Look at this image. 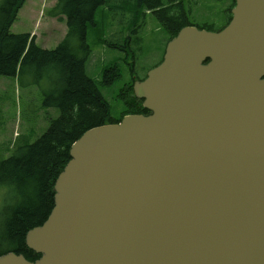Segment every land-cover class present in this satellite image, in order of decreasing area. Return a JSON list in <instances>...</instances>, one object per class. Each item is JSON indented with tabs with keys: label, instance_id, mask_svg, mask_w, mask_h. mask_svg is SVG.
Instances as JSON below:
<instances>
[{
	"label": "water",
	"instance_id": "obj_1",
	"mask_svg": "<svg viewBox=\"0 0 264 264\" xmlns=\"http://www.w3.org/2000/svg\"><path fill=\"white\" fill-rule=\"evenodd\" d=\"M235 3L223 30L183 28L135 82L149 115L73 145L26 236L41 258L0 264H264V0Z\"/></svg>",
	"mask_w": 264,
	"mask_h": 264
},
{
	"label": "trees",
	"instance_id": "obj_2",
	"mask_svg": "<svg viewBox=\"0 0 264 264\" xmlns=\"http://www.w3.org/2000/svg\"><path fill=\"white\" fill-rule=\"evenodd\" d=\"M26 0H3L0 4V77H16L24 86H35L49 71L56 72L53 93H47L43 105L56 108L60 115L51 121L49 129L33 144L15 149L7 159L1 162L0 182L10 186L23 184L34 194L22 196L16 204L12 217L5 225L9 246L0 256L14 253L34 263L40 255L29 250L26 235L29 230L40 227L48 219L54 208V187L57 178L70 162L73 145L88 131L108 124H118L125 116L147 115L142 102L134 95V83L143 81L131 69L126 79L119 64L105 69L100 86L86 71L87 62L92 55L88 44V31L92 24L96 27L95 16L99 9L110 0H57L49 16L63 22L67 28L66 37L55 49L46 50L36 44L29 34H14L11 26ZM229 3L226 22L223 27L212 24L198 27L191 21L192 10L187 9L183 0H135L130 7L132 19L130 28L135 27L143 18V11L152 14L166 31L168 42L189 26H196L211 32H219L232 18L235 0H214ZM123 4V3H122ZM133 11V12H132ZM145 15V14H144ZM113 34V41L101 40L103 47L124 51ZM116 40V41H114ZM31 79L26 82L27 78ZM120 85L117 101L122 106L119 119L112 117V107L103 94V90ZM21 198V197H20Z\"/></svg>",
	"mask_w": 264,
	"mask_h": 264
},
{
	"label": "rangeland",
	"instance_id": "obj_3",
	"mask_svg": "<svg viewBox=\"0 0 264 264\" xmlns=\"http://www.w3.org/2000/svg\"><path fill=\"white\" fill-rule=\"evenodd\" d=\"M2 1L0 0V4ZM183 1L186 8L192 10L193 24L198 27L212 24L217 29L224 26L225 10L229 3L214 0ZM56 2L57 0H26L11 31L15 34H29L43 49H55L66 35V25L49 16V10ZM134 4L135 0H110L97 12L96 27L93 28L90 24L88 44L91 46L92 55L87 62L86 71L99 87L105 69L115 63L123 69L128 81L131 69L136 76L143 77L163 59L164 44L168 37L166 31L146 11H143L140 22L130 28V7ZM115 33L118 34L116 39L121 46L126 38H130L126 39L127 48L124 51L101 45V40L113 41ZM49 72L50 75L45 73L35 86H24L16 77H0V177L2 160L7 159L15 149L35 143L49 129L51 121L60 115L58 109L43 105L46 94L53 93L52 90L59 83L56 87L53 86L56 72ZM30 79L28 77L26 82ZM119 87L120 85H116L102 91L112 107V117L115 119L120 118L122 111V106L116 99ZM33 194L34 191H29V187L22 183L10 186L0 182V252L7 250L9 246L5 225L12 217L15 209L12 207L21 202L22 196L31 197Z\"/></svg>",
	"mask_w": 264,
	"mask_h": 264
},
{
	"label": "bare ground",
	"instance_id": "obj_4",
	"mask_svg": "<svg viewBox=\"0 0 264 264\" xmlns=\"http://www.w3.org/2000/svg\"><path fill=\"white\" fill-rule=\"evenodd\" d=\"M257 58H261L263 60L262 62H259V66L262 67L264 65V52L261 55L257 56ZM255 84L259 86H264V75L261 76L260 80H256Z\"/></svg>",
	"mask_w": 264,
	"mask_h": 264
},
{
	"label": "flooded vegetation",
	"instance_id": "obj_5",
	"mask_svg": "<svg viewBox=\"0 0 264 264\" xmlns=\"http://www.w3.org/2000/svg\"><path fill=\"white\" fill-rule=\"evenodd\" d=\"M135 78H137V76H136ZM136 81H137V80H136ZM136 81H135V82H136ZM133 93H134V92H133Z\"/></svg>",
	"mask_w": 264,
	"mask_h": 264
}]
</instances>
